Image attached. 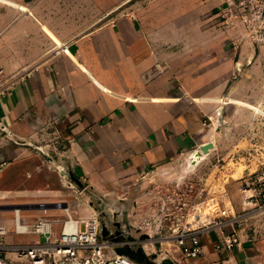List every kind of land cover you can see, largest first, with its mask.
Wrapping results in <instances>:
<instances>
[{
	"label": "crops",
	"instance_id": "crops-1",
	"mask_svg": "<svg viewBox=\"0 0 264 264\" xmlns=\"http://www.w3.org/2000/svg\"><path fill=\"white\" fill-rule=\"evenodd\" d=\"M224 2L146 0L124 10V0H0V67L28 69L12 84L0 75V163L52 145L83 191L104 196L169 169L206 139L232 83L234 56L216 11ZM69 206L86 213L77 201ZM238 231L232 250L216 248L228 227L214 225L200 232V255L172 245L166 256L264 264L259 243Z\"/></svg>",
	"mask_w": 264,
	"mask_h": 264
},
{
	"label": "rangeland",
	"instance_id": "rangeland-1",
	"mask_svg": "<svg viewBox=\"0 0 264 264\" xmlns=\"http://www.w3.org/2000/svg\"><path fill=\"white\" fill-rule=\"evenodd\" d=\"M132 3L146 0H124V10ZM216 11L235 69L219 118L200 145L180 155L169 169L142 175L139 186L129 184L108 196L83 191L69 176V165L56 161L60 149L28 146L21 160L8 161L0 170V204L77 201L86 213L73 209L74 217H97L101 234L109 221L110 242L120 237L148 255L157 253L158 260L176 245L169 239L219 226L225 219L264 250V0H226ZM0 69L9 84L28 70ZM223 210L228 213L222 215ZM46 215L62 227L67 219L63 210ZM14 220V210L0 209V223L12 226Z\"/></svg>",
	"mask_w": 264,
	"mask_h": 264
},
{
	"label": "built area",
	"instance_id": "built-area-1",
	"mask_svg": "<svg viewBox=\"0 0 264 264\" xmlns=\"http://www.w3.org/2000/svg\"><path fill=\"white\" fill-rule=\"evenodd\" d=\"M3 70L0 69V74ZM7 162L0 163V170ZM20 216L14 220L11 230L5 223H0V264H132L131 260L118 255L114 246L120 242L106 239L100 230L97 217L83 219L79 225L69 224L72 219V207L64 200H41L23 204ZM54 210H63L67 219L59 233L54 229V221L46 214ZM41 212L34 214L35 219L28 222L23 212ZM227 210L222 211L226 215ZM43 214V215H42ZM16 217V215H15ZM21 220L24 223H21ZM28 222V223H27ZM217 222L216 224H218ZM83 224L85 227H83ZM228 227L216 242L218 250H232L241 241V236L234 221H220ZM201 230L185 231L175 237V244L189 256H198L203 252L200 239ZM35 234L43 237L42 241L9 242L8 236ZM9 253H14L13 259Z\"/></svg>",
	"mask_w": 264,
	"mask_h": 264
},
{
	"label": "water",
	"instance_id": "water-1",
	"mask_svg": "<svg viewBox=\"0 0 264 264\" xmlns=\"http://www.w3.org/2000/svg\"><path fill=\"white\" fill-rule=\"evenodd\" d=\"M69 176L75 183H77L80 186H84V183L76 175H74L72 170L70 171ZM116 214L117 213H114L115 217H116ZM109 225H110L109 221H106L103 223V228H102L103 234L102 235L106 239L112 240L113 234L110 231ZM116 238L118 240L117 242H120V243L114 246L115 252L119 255H125V256L130 257L136 263H139V264H177V262L174 261L169 256L163 257L161 260H158L157 253H154L153 255H148L144 251L143 247L141 246L134 247L135 245L123 243L120 237H116Z\"/></svg>",
	"mask_w": 264,
	"mask_h": 264
},
{
	"label": "bare ground",
	"instance_id": "bare-ground-1",
	"mask_svg": "<svg viewBox=\"0 0 264 264\" xmlns=\"http://www.w3.org/2000/svg\"><path fill=\"white\" fill-rule=\"evenodd\" d=\"M21 208H24L22 203L0 204V209L1 210H3V209L14 210L15 211V215H16V217H15L16 219L18 218V216H20V212H21L20 209ZM24 217H26L27 221H29L28 220L29 217L27 216V214H25ZM16 219H15V221H16ZM80 222H81V220L75 219L73 216H72V219L69 220V224L74 225V226L76 224L79 225ZM21 223H24V221L21 220ZM122 256H124L125 258H127L125 255H122Z\"/></svg>",
	"mask_w": 264,
	"mask_h": 264
}]
</instances>
